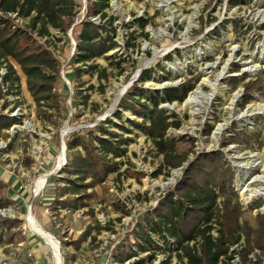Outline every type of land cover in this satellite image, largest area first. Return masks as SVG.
<instances>
[{
    "label": "rangeland",
    "instance_id": "rangeland-1",
    "mask_svg": "<svg viewBox=\"0 0 264 264\" xmlns=\"http://www.w3.org/2000/svg\"><path fill=\"white\" fill-rule=\"evenodd\" d=\"M95 2L76 0L75 22L67 36L55 30L50 40L33 34L38 44L61 63L58 91L67 95L64 102L68 116L60 120L59 128L55 119L52 123L39 117L20 66L13 59L7 62L15 68L20 83L17 89L9 87L13 95L0 100V118L16 122L0 132V196L14 203L0 210V219L23 222L15 230L16 243L0 248V264H33L30 253L40 264H120L116 258L124 257L134 245L133 234L143 223V216L152 214L167 195L184 183L190 165L204 154L221 155L234 174L232 188L234 203L241 210L239 223L256 228L258 217L264 216V95L253 90L249 102L242 107L246 86L261 76L264 81V0H110L106 13L116 19L114 37L118 47L108 56L125 60L123 71L110 67L109 60H97V64L108 68L109 78L100 82L96 76L84 75L81 93L91 98L85 107L83 96H78L76 110L71 82L73 69L78 67L71 64L77 51L75 31L80 30L89 5ZM95 18L97 25L109 20L103 21L100 15ZM141 18L149 21L145 30L138 28L137 20ZM28 23V19L15 22L21 29ZM133 32L135 40L131 41ZM146 72L152 78L142 81ZM234 79L237 84L232 86ZM189 83L194 89L184 102L160 105L182 122L179 129H170L167 134V138L179 143L180 152L188 154L181 167H166L164 155H159L152 141L136 130L131 135L135 143L129 146L128 158L121 160L125 166L120 173L125 175L120 181L116 174L111 175L105 185L96 188L97 198L87 208L64 209L56 204V198L60 203L68 198L60 196L58 189L64 186L61 179L67 166L66 140L71 134L93 130L100 123L106 127L109 121L119 123L115 114L120 111L126 123L141 122L121 107L133 86L140 89L138 98ZM90 86L95 89L89 90ZM122 90L123 96L114 107ZM190 99L196 103L189 105ZM75 113L78 114L73 118ZM66 126L68 130L63 134ZM64 144L65 160L57 173ZM160 169L162 173L158 175ZM46 175L47 183L37 194L36 184ZM216 210L220 217L224 216L223 197ZM30 216L54 238L59 247L57 254L53 245L32 229ZM219 219L214 222L215 238L219 235ZM90 228L92 232L86 237ZM240 235L239 243L231 247L237 254L236 264H243L241 253L247 247L246 234ZM252 246L249 263L264 264V250L255 243ZM173 264L181 263L174 257Z\"/></svg>",
    "mask_w": 264,
    "mask_h": 264
},
{
    "label": "trees",
    "instance_id": "trees-1",
    "mask_svg": "<svg viewBox=\"0 0 264 264\" xmlns=\"http://www.w3.org/2000/svg\"><path fill=\"white\" fill-rule=\"evenodd\" d=\"M109 2L110 0H96L91 3L80 30L75 31L77 51L71 64L78 67L73 69L71 82L74 89L73 107L76 110H79L78 96H83L82 105L85 107L91 98L90 95L81 93V88L85 85L82 81L84 75L96 76L100 82L109 78L108 68L97 64V60H109L110 67L123 71L125 60L108 56L118 47L114 37L117 31L114 28L116 19L109 18L106 13L110 8ZM75 7L76 0H0V62L7 63L9 59H13L20 66L26 78L29 97L37 108L39 117L52 123L55 119L54 124L58 128L60 120L65 121L68 116L64 102L67 95L58 91L62 81L61 63L50 50L38 44L33 34L45 40L53 37L52 30L67 36L75 22ZM98 15L103 21L107 18L109 20L97 25L90 18ZM26 19L29 23L24 29L15 24L16 20ZM148 24L149 21L143 18L137 20L141 30H145ZM130 38L131 41L135 40L134 32L130 34ZM7 69L5 82L12 89L19 87L20 78L15 68L8 64ZM151 78V73L146 72L141 80ZM262 79L263 76L256 83L246 86V100L242 107L249 102L253 90L261 91L264 95ZM231 84L235 86L237 80H232ZM94 89V86L89 87V90ZM100 89L104 91V87L101 86ZM193 89L194 85L189 83L179 88L166 89L157 95L148 92L136 98L140 89L133 86L127 98L121 102V107L125 111H131L141 122L126 123L120 111L115 114L119 123L109 121L107 127L105 123H100L93 130L71 134L66 140L67 166L61 179L64 186L58 189L60 196L68 198L61 203L56 198V204L64 209L87 208L97 198L96 188L105 185L111 175L116 174L120 181L125 175L120 173L121 167L125 166L121 160L128 158L129 146L135 143L131 135L136 130L152 141L159 155H164L166 167H181L188 160V154L180 152L179 143L167 138V134L170 129H179L182 122L175 114H169L160 108V105L182 103ZM3 97L5 95L0 89V100ZM15 123L14 120L0 118V132L8 130ZM209 133L208 130L207 134ZM256 137L259 139V136ZM236 139L233 142L237 143ZM161 173L162 169L157 172L158 175ZM233 177L234 174L221 155L200 156L187 170L184 183L167 195L152 214L143 216V223L133 234L134 245L128 248L124 257L116 259L123 264L150 252L148 257L130 264H153L159 255L165 256L160 264H173L174 257L181 264H228L227 261L232 260L231 247L239 243V234L243 232L247 237V247L241 257L243 264H250L252 244L255 243L257 248L264 250V216L258 217L256 228L239 223L241 210L234 203L236 195L232 188ZM221 197L224 198L225 214L220 217L216 209ZM13 204L9 197L0 196V210L8 209ZM217 217L220 218V228L219 235L215 238L212 233ZM22 222L19 219H0V248L16 243L15 230ZM91 232L90 228L86 237Z\"/></svg>",
    "mask_w": 264,
    "mask_h": 264
},
{
    "label": "bare ground",
    "instance_id": "bare-ground-1",
    "mask_svg": "<svg viewBox=\"0 0 264 264\" xmlns=\"http://www.w3.org/2000/svg\"><path fill=\"white\" fill-rule=\"evenodd\" d=\"M124 91H125V90H122V91L120 92V94L118 95L114 107L117 105L118 99H119L120 97L123 96ZM195 103H196V100H195V99H193V100L190 99V101H188V104H189V105H193V104H195ZM110 112H111V111H110ZM63 162H64V149H63V152H62V156L60 157V160H59V165H58L59 168H61V164H62ZM48 177H49L48 175L43 176V177H41V178L39 179V181L37 182V184H36V188H35L37 194H38V193L43 189V187L46 185ZM262 182H264V181H262ZM29 224H30V226L32 227V229H33L37 234L41 235L43 238H45V240H46L47 242H49L51 245H53L54 249L56 250V254H57V252H58L57 250H59V247L57 246V243L55 242L54 238H53L50 234H48L46 231H44L32 216L29 217ZM58 258H59V257H58ZM60 264H62V261H60Z\"/></svg>",
    "mask_w": 264,
    "mask_h": 264
},
{
    "label": "built area",
    "instance_id": "built-area-1",
    "mask_svg": "<svg viewBox=\"0 0 264 264\" xmlns=\"http://www.w3.org/2000/svg\"><path fill=\"white\" fill-rule=\"evenodd\" d=\"M12 17L15 18L16 16H12ZM18 21H19V20H18ZM92 21H93V22H96L97 19L94 17V18L92 19ZM76 46H77V45H76ZM0 65H1V67H0V89L2 90V92H3V94H4L5 96L13 95L12 93H11V94L8 93V92H9V87H10V85L7 84V83L5 82V77H6L7 74H8V69H7L8 64H7L6 62L1 61V62H0ZM16 88H18V87L16 86ZM233 253H234V250L231 251L232 260H229V261H228V264H236V262H237V260H236V259H237V254H233ZM160 256H161V255L158 256V258L156 259V261H155L153 264H160L161 262L164 261V259H161ZM29 257L33 259V264H40L39 259H37V258L33 255V253H30V254H29ZM163 257H165V256H163ZM135 259H136V258H134V259H132V260H135ZM132 260H130L127 264H130V262H131ZM229 262H231V263H229Z\"/></svg>",
    "mask_w": 264,
    "mask_h": 264
},
{
    "label": "water",
    "instance_id": "water-1",
    "mask_svg": "<svg viewBox=\"0 0 264 264\" xmlns=\"http://www.w3.org/2000/svg\"><path fill=\"white\" fill-rule=\"evenodd\" d=\"M67 130H68V127L66 126V128L63 131V134H65L67 132ZM65 151H66V146L64 144V160H65ZM61 170H62V167L57 170V173H60Z\"/></svg>",
    "mask_w": 264,
    "mask_h": 264
}]
</instances>
